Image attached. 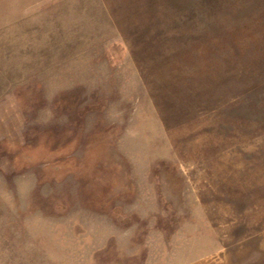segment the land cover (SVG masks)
Instances as JSON below:
<instances>
[{
	"label": "rangeland",
	"instance_id": "rangeland-1",
	"mask_svg": "<svg viewBox=\"0 0 264 264\" xmlns=\"http://www.w3.org/2000/svg\"><path fill=\"white\" fill-rule=\"evenodd\" d=\"M0 264H264V0H0Z\"/></svg>",
	"mask_w": 264,
	"mask_h": 264
}]
</instances>
